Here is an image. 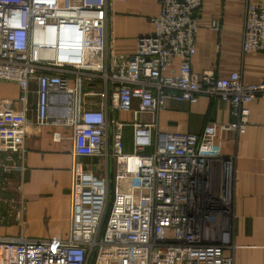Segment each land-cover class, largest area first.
Masks as SVG:
<instances>
[{
  "label": "built area",
  "instance_id": "1",
  "mask_svg": "<svg viewBox=\"0 0 264 264\" xmlns=\"http://www.w3.org/2000/svg\"><path fill=\"white\" fill-rule=\"evenodd\" d=\"M116 1L0 0V84L19 88L16 98L0 95V264H234L236 157L218 141L245 132L264 79L247 84L238 72L219 78L193 70L203 0H158L153 35L140 38L133 54L116 53L108 39ZM212 26L220 30L221 22ZM243 50L264 52L259 3L247 5ZM175 59L180 72L167 75ZM202 95L230 104L235 120L209 122L201 134L159 129L168 99ZM50 123L74 131L63 239L26 235L28 129ZM92 157L112 159L113 175L108 166L103 177L85 168L81 159ZM11 176L18 183L6 212L2 178ZM9 219L19 234L9 233Z\"/></svg>",
  "mask_w": 264,
  "mask_h": 264
},
{
  "label": "crops",
  "instance_id": "2",
  "mask_svg": "<svg viewBox=\"0 0 264 264\" xmlns=\"http://www.w3.org/2000/svg\"><path fill=\"white\" fill-rule=\"evenodd\" d=\"M250 2L264 6V0H203L192 60L195 72L211 71L219 78L238 72L247 84L264 79V52L243 50L245 12ZM159 13L158 0L116 1L108 24V39L115 52L135 53L139 39L153 35L155 26L151 19ZM216 20L221 22L220 30L212 26ZM180 67V59H175L166 74L177 75ZM0 95L16 98L18 85L1 83ZM120 117L130 119L131 115L122 113ZM143 118L149 119V116ZM234 120L231 105L216 98L202 95L195 101L168 99L159 113V129L168 133L201 134L209 122ZM218 145L224 154L236 157L234 264H264V97L250 104V120L245 132L239 136L226 132ZM26 146L23 192L27 207L26 235L66 238L71 222L74 131L72 127L53 123L33 126L28 129ZM125 148L132 151L130 130L126 133ZM13 161L17 164L15 158ZM81 161L85 168L99 176L105 174L106 166L110 176L114 173L112 159L108 164L101 157ZM126 260L107 259L97 264H130V260Z\"/></svg>",
  "mask_w": 264,
  "mask_h": 264
},
{
  "label": "rangeland",
  "instance_id": "3",
  "mask_svg": "<svg viewBox=\"0 0 264 264\" xmlns=\"http://www.w3.org/2000/svg\"><path fill=\"white\" fill-rule=\"evenodd\" d=\"M101 87H99L98 89H100ZM34 100H35V95H34V98H33ZM148 151H151V149H149ZM112 166V165H111ZM95 175L96 176H98V177H103L104 175H101V176H99V175H97L96 173H95ZM17 183H18V179L17 178H15L14 176H11L9 179H4V178H2V186L5 188V187H7V189H2L1 190V197H2V203H3V206H4V210L6 211V212H8V209H9V205H8V203L14 198V196H15V188H16V186H17ZM13 197V198H12ZM9 218V217H8ZM9 222L11 223V228H10V231H9V233H12V235H14V234H19V228H17L18 227V223L17 222H15L13 219H9ZM17 231H16V230ZM16 232H15V231ZM91 261H93V260H91ZM89 262V264H92L93 262Z\"/></svg>",
  "mask_w": 264,
  "mask_h": 264
}]
</instances>
